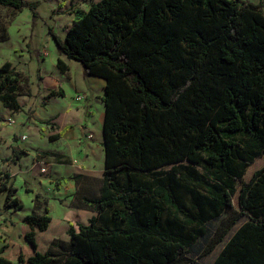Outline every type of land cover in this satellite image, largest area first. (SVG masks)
Masks as SVG:
<instances>
[{
    "label": "trees",
    "instance_id": "16d2710c",
    "mask_svg": "<svg viewBox=\"0 0 264 264\" xmlns=\"http://www.w3.org/2000/svg\"><path fill=\"white\" fill-rule=\"evenodd\" d=\"M0 6L28 7L37 16L36 3L29 0H0ZM72 15L62 39L49 34L58 54L78 61L82 74L104 80L101 184L96 195L80 197L81 208L97 215L78 223L77 230L69 224L65 246L55 239L45 250L35 231L51 226L47 207L24 215L28 248L10 260L1 255V246L0 264H193L221 242L210 264H264L261 4L98 0L87 9H73ZM56 67L67 70L60 58ZM19 90L18 73L3 62L4 108L21 110ZM53 95L62 92L47 96ZM23 153L12 146L5 160L17 163ZM257 159L263 164L253 169ZM184 161L187 165L180 166ZM1 164L3 204L21 209L12 176ZM165 166L171 170L162 171ZM134 173L152 179L141 182ZM80 178L78 173L71 177L74 194ZM181 183L198 190L193 211L176 197L175 186Z\"/></svg>",
    "mask_w": 264,
    "mask_h": 264
},
{
    "label": "rangeland",
    "instance_id": "374dc122",
    "mask_svg": "<svg viewBox=\"0 0 264 264\" xmlns=\"http://www.w3.org/2000/svg\"><path fill=\"white\" fill-rule=\"evenodd\" d=\"M29 1L36 3V17H33L28 7L16 11L0 6V65L5 61L12 64L14 71L18 73L19 91L22 93L20 97L22 108L18 112L6 110L0 103V163H2L3 170L16 174L15 177H11V181L15 187L14 196L19 199L22 208L15 211L6 208L3 204L5 194L0 193V216L6 217L8 223L9 221L12 222L8 227L14 232L22 226V216L32 211L41 214L47 207V213L52 217L53 223L46 231L36 235L40 249L45 250L51 249L49 247L50 242L55 239L61 242L62 247L65 246L70 223L77 230L78 223H86L90 217L97 215L95 212L81 208L80 197L82 195H96L101 184L104 168L103 110L101 100L97 96L103 95V89L100 87V82L94 80V76L82 74L80 64L78 67L71 64L68 81L62 80L65 95L52 97L44 105L42 99L47 92L42 87H45V84L38 85L36 75L37 72L40 74V70L45 75L58 78V69L55 66L58 52L49 31L62 39L66 28L71 24L72 10L75 8L87 9L91 3L98 0ZM71 81L85 88L83 92H87L88 100L91 99L92 103L91 114L88 115L87 112L88 118L85 119L80 128L81 134L89 133L88 142L90 143L87 146L85 145L86 140H80V142L78 140L73 144L69 142L70 139L65 137L58 140L47 139V133H57L56 131L60 126H69L67 120L73 119L72 115L67 114L65 110V106L69 104H79L72 102L75 100V96L72 97V100ZM78 95L82 96L80 100L85 103L86 110H89L88 101L83 100L85 96L83 94ZM33 108L36 118L47 117L50 114H54V116L43 121L36 118L33 120ZM7 118H12L13 123L9 124ZM74 127L76 128V126ZM12 146H17L26 151L15 165L11 164L10 160H5L11 155ZM69 164L74 165L73 170H67ZM262 164L263 159H257L253 164V169ZM56 165L62 168L60 173L54 172ZM179 165L186 166L187 162H181ZM179 169L183 170V168ZM170 170L171 166L162 168L164 172ZM251 170L252 168L246 171L244 179L249 177ZM196 171L201 175L203 174L201 168H196ZM77 173L82 178L79 179L78 190L74 194L75 188H71L74 182L71 177ZM65 177L68 180L61 181ZM134 177L141 182L152 179L148 173H134ZM37 180H40L41 183H38ZM26 188H31L37 192L36 194L39 196L38 206L33 205L34 194L32 196ZM174 190L178 201L185 208L193 211V195L198 190L193 187V191H191L182 183L175 186ZM69 211H73L76 215L66 217V213ZM245 219L247 216H244L232 228L231 232ZM98 222L113 226L110 221L104 222L99 219ZM217 223L218 221L214 222L215 225ZM222 245L223 242L217 244L211 253L202 259H198V263L193 264H209ZM24 251L26 252V249Z\"/></svg>",
    "mask_w": 264,
    "mask_h": 264
},
{
    "label": "crops",
    "instance_id": "0c3cea01",
    "mask_svg": "<svg viewBox=\"0 0 264 264\" xmlns=\"http://www.w3.org/2000/svg\"><path fill=\"white\" fill-rule=\"evenodd\" d=\"M240 1H248V2H253V3H260L262 11L264 13V0H240ZM57 58H60L67 65V70L65 72H63V73L56 67L58 69V74H59L58 78L51 77V75H47V74L45 75L40 70H39L40 74H38V72H37V75H36L37 84L38 85L39 84L40 85L45 84V87H42V89L47 92L44 96L42 95L43 96L42 104H44V105H46L47 102H48V99H51L52 97L65 95V90H64L63 85H62V80L65 79V80L68 81L67 78L69 77V74H70L69 71H70L71 64L73 66H77V67L79 66L78 64H80L76 60L74 61L73 59L67 58L65 56V54H63V53L62 54H57L56 59ZM43 59H42V61H43ZM55 66H56V62H55ZM80 68H81V66H80ZM38 79L40 80L39 82H38ZM94 80H98L100 82V87L103 89L104 80L102 78L95 77V76H94ZM70 87H71V99L73 100V98H72L73 96H76L78 94H83L85 96V99H83V100L86 101V102L88 101L87 104L89 105L90 108H89V110H86L85 103H83L81 100H79V101L73 100L72 102H77L79 104L78 105L69 104V105L65 106V110H66L67 114L68 113L71 114L72 118H73L72 120H67L68 124H70V125L67 126V127L66 126H62V127L60 126L59 129L56 131L57 133H47V139L49 140V136L54 134L52 136H56L57 137L54 140H58V139H61V138L65 137L66 139H70L69 142H71L73 144L76 141H78V140H79V142H80V140L81 141L82 140H86L85 145L87 146L90 143V142H88V139L90 138V137H88L89 133L81 134V129L80 128H81V124L85 121V119L88 118V115L91 114V110H92L91 99L88 100L89 96L87 95V92H83L85 90V88L83 86L77 85V84H75V83H73L71 81L70 82ZM58 90H60L62 92V95L47 96L50 91H58ZM97 97H99V99L101 100L102 95H99ZM19 99H20V97H19ZM101 103H102V110H103V102H102V100H101ZM28 104H29V102H28ZM39 107H41V106L39 105ZM6 110H8V109H6ZM8 111H10V110H8ZM32 111H33L32 114H33V117H34L32 119L34 120L36 118L35 109L33 108ZM87 112H88V115H87ZM75 115L76 116L78 115L77 116L78 118ZM50 116H54V114H50L47 117L36 118V119H38L40 121H43V120H47ZM74 126H76V128ZM72 127H74V129H72ZM68 130H69V133H67ZM25 153H26V151L24 150V154ZM11 164L15 165L16 163H11ZM57 165L54 168V172L60 173L62 171L61 170L62 168L58 167ZM20 168H21V166H20ZM20 168H19V170H20ZM73 168H74V165H72V164L67 165V170H73ZM15 175H16L15 172H10V176L15 177ZM37 182L41 183L40 180H37ZM71 188H75V185H72ZM26 190L31 192L32 196H33V194L35 196V194L37 193V192H34L31 188H26ZM75 215L76 214L73 211H69V212L66 213V217H73ZM22 218H23V216H22ZM52 223H53V219L51 217V224ZM9 224L11 225L12 222L9 221V223H8V220H7L6 217L0 216V247L4 246V249H3V252L1 253V255H3L4 257H6V258H8L10 260H15L17 255H18L19 250H23L24 251V249L27 250V248H28V244L25 241L22 233H24L25 231H28L29 227L23 222V224H22V226H20L19 230H16V231L12 232L10 230V228L8 227ZM39 233H40V231H35L36 235H38ZM196 262H197V260H196Z\"/></svg>",
    "mask_w": 264,
    "mask_h": 264
},
{
    "label": "built area",
    "instance_id": "2783aa9c",
    "mask_svg": "<svg viewBox=\"0 0 264 264\" xmlns=\"http://www.w3.org/2000/svg\"><path fill=\"white\" fill-rule=\"evenodd\" d=\"M80 99H82V96H80V95H76L75 96V100H80ZM7 121H8L9 124L13 123L12 118H7Z\"/></svg>",
    "mask_w": 264,
    "mask_h": 264
}]
</instances>
